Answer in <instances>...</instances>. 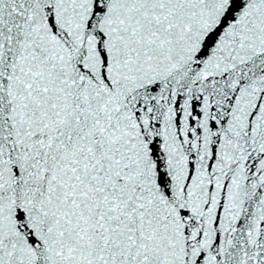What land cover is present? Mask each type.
<instances>
[{
    "label": "snow or ice",
    "instance_id": "snow-or-ice-1",
    "mask_svg": "<svg viewBox=\"0 0 264 264\" xmlns=\"http://www.w3.org/2000/svg\"><path fill=\"white\" fill-rule=\"evenodd\" d=\"M0 264H264V0H0Z\"/></svg>",
    "mask_w": 264,
    "mask_h": 264
}]
</instances>
